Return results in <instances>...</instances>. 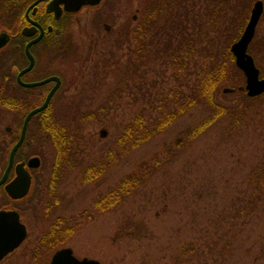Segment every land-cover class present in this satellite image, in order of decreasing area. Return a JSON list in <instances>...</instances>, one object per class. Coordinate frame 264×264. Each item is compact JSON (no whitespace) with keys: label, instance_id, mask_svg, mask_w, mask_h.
<instances>
[{"label":"rangeland","instance_id":"374dc122","mask_svg":"<svg viewBox=\"0 0 264 264\" xmlns=\"http://www.w3.org/2000/svg\"><path fill=\"white\" fill-rule=\"evenodd\" d=\"M121 3L106 19L111 35L136 15L137 0ZM90 14L89 10L78 15L69 27L81 57L87 44L97 40L90 28ZM257 34L264 36L263 18ZM125 48L114 50L124 59ZM258 64L264 67V62ZM51 67L72 69L71 64L58 61ZM165 75L135 79L131 90L122 91L111 101L106 97L114 85L112 73L104 76L99 88L83 91L81 110L102 109L101 122H91L83 130L82 166L106 157L124 125L135 115L143 111L146 117V111H156L154 95L161 97L168 89H176L170 71ZM75 92L73 88L67 95ZM233 98L228 94L217 97L219 101ZM252 104L237 128L220 119L198 137L183 142L205 117L193 109L164 132L122 155L94 181H83L79 169H73L62 176L56 192L58 203L48 214L45 205L50 197L42 186L55 151L46 142L39 148L44 167L36 170L38 192L20 207L27 239L0 264H47L51 253L61 247H70L77 257L97 259L101 264H264V198L256 200L255 207L250 204L258 189L255 167L264 158V98ZM3 123L10 126L5 137L9 143L18 133V125L11 124L9 113L4 114ZM30 149L34 150L33 144L24 146L22 153ZM133 176L143 180L135 190L109 210L94 209L96 200ZM49 226H53L52 233L36 249L35 257L33 247L42 244L39 238Z\"/></svg>","mask_w":264,"mask_h":264},{"label":"trees","instance_id":"16d2710c","mask_svg":"<svg viewBox=\"0 0 264 264\" xmlns=\"http://www.w3.org/2000/svg\"><path fill=\"white\" fill-rule=\"evenodd\" d=\"M251 3L252 0H137L136 18H127L113 35L99 30V37L93 40L100 41V44L91 43L82 57L68 23L51 22L53 27L60 29L59 33L47 32L31 46L35 63L22 79L30 82L55 74L60 77L61 84L47 107L30 119L25 138L14 156V161L35 154L42 157L43 152L39 148L46 142L53 146L54 159L43 184L50 197L45 213L52 211L58 203L56 192L63 175L77 168L83 181L96 180L122 155L164 132L175 120L193 109L204 113L205 117L189 131L183 142L198 137L220 119L231 122L233 128L244 121L252 103L264 98V92L250 97L245 90H239L245 77L230 51L231 43L244 29ZM19 19L17 15L0 16V25L15 30ZM11 34L13 37L0 50V171L6 166L9 149L18 136L16 132L6 143L5 137L9 132L3 126L4 114H11V124L18 125L19 129L25 114L42 102L50 86L24 87L18 84L15 69L27 64L23 51L27 38L16 31ZM257 41L260 46L254 49L253 56L260 74L264 76V67L258 64L264 62V36L258 37ZM124 47L127 51L123 59L115 50ZM54 61L69 63L72 69L51 67ZM168 71L176 81V89H168L161 97L154 95V113L146 111L144 117L141 111L135 115L124 125L106 157L100 156L96 162L82 166L80 143L84 138L83 130L91 122H101L102 109L100 106L81 110L83 91L99 88L104 83V76L112 73L114 88H110L106 97V101H111L119 98L122 91L131 90V86L136 85L135 79L150 74L166 76ZM73 88L76 92L67 95ZM225 88L233 91L224 92ZM227 94L234 98L226 101L217 99L218 95ZM28 144H33L34 150L23 154L22 150ZM43 167L44 162L39 169ZM255 169L258 189L250 198L253 207L256 200L264 198V158ZM142 181L138 176L120 181L115 190L95 201L94 209L97 212L111 209ZM39 183L37 176L33 184ZM0 194V208L13 201L6 196L2 186ZM52 229L53 226L48 232ZM45 240L43 237L39 241L42 244L37 243L35 249L38 250Z\"/></svg>","mask_w":264,"mask_h":264},{"label":"water","instance_id":"95a60500","mask_svg":"<svg viewBox=\"0 0 264 264\" xmlns=\"http://www.w3.org/2000/svg\"><path fill=\"white\" fill-rule=\"evenodd\" d=\"M40 0H36L38 2ZM62 1L65 4L66 11H75L83 5H94L100 0H55ZM58 11L56 17H59L60 11ZM262 13V2L257 0L254 2L251 9L248 21L237 40H235L231 46L230 50L234 55V61L236 66L243 72L245 76V84L240 86L239 89L246 90V94L250 97L257 96L264 92V77L259 76V69L255 65L253 57L247 52V47L253 38L255 27ZM31 26H25L21 30V34L27 37L34 35V33L39 30L38 34L27 41L24 46V54L28 60L27 65L20 70L16 71V80L18 84L24 87H35L47 84L49 82H54L51 88L46 93L42 103L32 109H30L24 116L20 133L16 142L12 145L8 155V161L6 167L4 168L0 176V185H4V191L11 199L23 198L29 191L31 185V176L29 173V168H38L40 164V159L38 156L30 157L27 162L20 161L14 164V154L16 150L22 144L26 128L29 120L32 116L44 110L48 105L52 95L57 90L60 85V78L57 75H49L43 79L26 82L22 80V75L28 72L34 65L35 59L30 51V47L38 42L45 33L44 28L38 24L36 21L31 20ZM107 27V26H106ZM52 30L51 26L47 27V32ZM59 29H55V33H58ZM13 35L11 32L1 29L0 30V49L3 48L10 40ZM224 92L232 91L229 88H225ZM6 130H10V127H6ZM13 167L14 176L7 181L9 172ZM27 234L25 225L21 222L19 213L14 209H0V260L3 259L5 255L17 248L20 243L25 239ZM48 264H101L98 260L92 258H77L70 247H62L57 249L51 256Z\"/></svg>","mask_w":264,"mask_h":264},{"label":"flooded vegetation","instance_id":"af4514ba","mask_svg":"<svg viewBox=\"0 0 264 264\" xmlns=\"http://www.w3.org/2000/svg\"><path fill=\"white\" fill-rule=\"evenodd\" d=\"M35 1L36 0H0V16L1 17L5 16V15L6 16H13V15L20 16V19L16 23L15 30H11L8 27H5L3 25H0V30L5 29L9 32L16 31L17 33H21V30L23 27L32 25V23L27 18V17H29L31 20L36 21L38 24H40L44 28L45 33H47L46 30H47L48 26H51L52 27L51 31L55 32V29H59V28L53 27V25L51 23L52 21H54V22L57 21L61 24L68 23V25L70 27V25L72 24V21L75 17H77L80 14L85 13V11L90 10L91 11L90 16H92L90 21H89V24L91 26L90 28H92V30H94L95 35L97 36L96 38H98L99 37V30H101L102 32H106V33L110 32V25L106 24V19L109 20L108 17L114 15L116 7L118 4H120V2H122L121 5H123L125 3V0H100L99 2H97L94 5H83L75 11H66L65 10V4L62 1L40 0L36 3H35ZM255 1H257V0H252L251 6L249 7V14H250V11H251ZM261 2H262V13H261V17H260L258 23L262 20V14L264 12V0H261ZM54 8H57L60 11V14L58 15L59 17H56V14H58V11L55 10ZM135 16L136 15L132 16V20L136 18ZM101 19H103V20H101ZM126 21L127 20H125V22ZM246 23H247V21H246ZM246 23H245V25H246ZM258 23L255 27V32H254L253 38L247 47V52L249 54H251V56L253 58H254V56H253L254 49H256L260 46V42L257 41L258 36H259L257 34ZM59 31H60V29H59ZM38 32H39V30H37L34 33V35H32L30 37H26L27 39L24 42L23 47L25 46L27 41L34 38L38 34ZM92 43L94 45H98V44H100V41H97V42L93 41ZM90 44H91L90 42L87 44L88 48L90 47ZM53 83L54 82H51V84H49L50 85L49 88L53 85ZM49 88H48V90H49ZM31 156H38L39 157V159H40L39 165H41L43 163V157H41L40 155L35 154V155H31ZM28 158L22 159V161L27 162ZM17 162H19V161H17ZM17 162H15V163H17ZM36 170H38V168L37 169L29 168V173L31 176V185H30V188H29L27 195L23 198H20V199H10V197H8L10 200H13V201H11L8 204V206H5V207L2 206V208H8V209L12 208L19 213L20 220L25 225L27 233H28L27 225L22 220L23 211L20 207L21 206L23 207L25 204H27L29 201H31L32 197L35 195L36 186H34L33 181H35V178L38 176L36 173ZM38 178H39V176H38ZM39 181H40V178H39ZM43 187L44 186H42V188ZM44 188L47 189L46 187H44ZM2 189H3V186H2ZM3 191H4V189H3ZM4 193H5V191H4ZM6 196H7V194H6ZM56 197H57V195H56ZM56 205H57V203H56ZM56 205L54 206L52 211H54V209L56 208ZM48 231H50V226L48 228ZM50 233H52V232H47L46 234H43L39 239L46 237V235H48ZM26 239H27V234H26L25 239L22 241V243L19 246L24 244ZM35 245L33 247V253L35 252L34 254L36 257ZM16 249H14L13 251H15ZM13 251L9 252L8 254L12 253ZM7 255H5L3 257V259ZM33 260H34V262H36L35 259H33Z\"/></svg>","mask_w":264,"mask_h":264}]
</instances>
